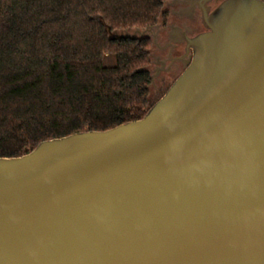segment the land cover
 I'll list each match as a JSON object with an SVG mask.
<instances>
[{
    "label": "water",
    "instance_id": "1",
    "mask_svg": "<svg viewBox=\"0 0 264 264\" xmlns=\"http://www.w3.org/2000/svg\"><path fill=\"white\" fill-rule=\"evenodd\" d=\"M202 21L142 120L0 159V264H264V3Z\"/></svg>",
    "mask_w": 264,
    "mask_h": 264
},
{
    "label": "trees",
    "instance_id": "2",
    "mask_svg": "<svg viewBox=\"0 0 264 264\" xmlns=\"http://www.w3.org/2000/svg\"><path fill=\"white\" fill-rule=\"evenodd\" d=\"M169 0H0V159L142 120Z\"/></svg>",
    "mask_w": 264,
    "mask_h": 264
},
{
    "label": "flooded vegetation",
    "instance_id": "3",
    "mask_svg": "<svg viewBox=\"0 0 264 264\" xmlns=\"http://www.w3.org/2000/svg\"><path fill=\"white\" fill-rule=\"evenodd\" d=\"M215 1L216 0H193V5L196 7V10L189 18L190 26H185L180 31H176L171 27L169 23V11L167 9V22L161 23L154 30L150 31L149 34L153 40L154 50L160 54V56L156 59L160 66L158 73L160 74L162 72L161 74L165 76L175 77L171 85L167 88L166 92L184 73L192 60L193 51L192 49H188L186 39H193L198 35L208 31L205 28L204 23L202 25L203 8L205 7L208 14L211 15L225 0H221L217 5H214L216 3ZM260 1L264 3V0ZM198 21L201 23V27L197 25ZM162 35L164 38H162Z\"/></svg>",
    "mask_w": 264,
    "mask_h": 264
},
{
    "label": "rangeland",
    "instance_id": "4",
    "mask_svg": "<svg viewBox=\"0 0 264 264\" xmlns=\"http://www.w3.org/2000/svg\"><path fill=\"white\" fill-rule=\"evenodd\" d=\"M196 1V0H195ZM221 0H216L214 5L220 3ZM196 7L193 5V0H169L167 5V9L169 11V23L172 28L176 31H180L183 27L190 26V16L194 14ZM197 25L201 27V23L198 21ZM203 25V21H202ZM175 31V32H176ZM179 35V34H176ZM151 37V35L149 34ZM162 38L164 36L162 35ZM161 38V39H162ZM165 40V39H164ZM162 40V41H164ZM160 56V54L153 49L152 52V66H151V73L153 75L154 83L152 87V96L155 101H159L164 95L167 88L171 85L175 77H168L163 74H159L158 70L160 68L159 64L157 63L156 59Z\"/></svg>",
    "mask_w": 264,
    "mask_h": 264
}]
</instances>
